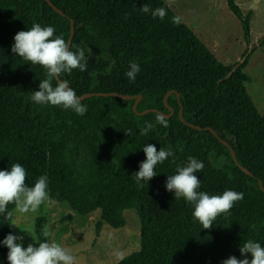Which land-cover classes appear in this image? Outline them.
I'll list each match as a JSON object with an SVG mask.
<instances>
[{"label":"trees","instance_id":"obj_1","mask_svg":"<svg viewBox=\"0 0 264 264\" xmlns=\"http://www.w3.org/2000/svg\"><path fill=\"white\" fill-rule=\"evenodd\" d=\"M0 0V170L21 164L26 183L33 186L41 175L48 178L50 199L81 216L99 213L98 235L103 224L126 225L124 211L134 209L140 222V247L115 264H221L241 256L239 247L248 239L264 246V112L256 108L245 83L248 55L235 65L221 63L184 23H173L175 12L164 0ZM240 21L243 38L250 42V13L244 14L235 0H226ZM165 8L160 19L140 11ZM71 20V48L91 49L86 71L62 74L77 95L118 92L134 96H90L82 99L87 112L39 105L31 100L46 70L12 53L17 32L33 23L54 26L67 41ZM260 46L264 45V36ZM137 62L135 81L125 75ZM55 84V81H53ZM173 114L165 128L156 122V109ZM178 95V98H177ZM189 127L179 119V110ZM155 127L140 135L144 122ZM210 126L233 148L205 127ZM131 129L132 134L125 132ZM171 147L173 157L157 164V175L137 182L135 173L146 157L143 146ZM189 157L203 162L196 175L199 191L210 195L233 190L244 194L230 215L217 217L211 229H203L192 216L193 205L167 191V177L185 166ZM240 166L247 168L246 174ZM15 206L8 205L12 211ZM11 220L0 214V241L10 233ZM41 218L36 220L38 246L48 242ZM30 243L24 244L27 246ZM8 249L0 246V264H9ZM251 259V254H245Z\"/></svg>","mask_w":264,"mask_h":264},{"label":"clouds","instance_id":"obj_2","mask_svg":"<svg viewBox=\"0 0 264 264\" xmlns=\"http://www.w3.org/2000/svg\"><path fill=\"white\" fill-rule=\"evenodd\" d=\"M140 11L145 14L151 13L153 17L163 19L166 15L165 8L151 9L147 4L141 6ZM182 17H173V23L179 25ZM11 51L17 56L33 65H39L46 70V78L40 80L38 91H34L31 100L39 105H51L71 109L77 115L83 116L87 112V106L82 103V98L77 95L70 86L67 79H61L62 74H71L74 69L81 72L86 71L91 49L76 46L72 50L69 43L61 35H56L54 26H41L33 23L31 28L19 31L14 36ZM140 72L137 62L129 63V71L125 75L130 81H135ZM55 81V84L53 83ZM156 122L167 128L168 121L162 116L156 117ZM155 125L145 121L144 127L140 129V135L146 136ZM126 136L132 134V130L125 132ZM146 159L140 163L139 171L135 173L137 182L149 181L157 175L155 171L157 164H162L174 153L171 147L157 148L152 144L143 146ZM204 168L203 162L194 157H189L185 166L177 165L176 174L170 175L166 180V190L173 192L176 199L183 198L193 205L192 216L198 221L203 229H211L217 217L230 215L231 209L237 201L243 199L244 194L233 190H226L222 194L210 195L199 191L200 180L197 172ZM27 171L19 163L11 165L10 170H0V214L5 219H13L14 212L8 210V205L15 206L14 211L20 214L35 213L40 206L50 200L48 178L41 175L33 186L26 183ZM16 226L14 223L11 224ZM30 231V229L22 230ZM45 237L49 235V229L45 226L43 230ZM22 236L9 233L0 241L7 247V260L9 264H76V257L69 248L56 242H40L24 246L21 242ZM242 259L235 256L223 260L221 264H264V246L259 242L248 239L239 247ZM245 254H251L248 259ZM120 260L124 259L121 251L115 253Z\"/></svg>","mask_w":264,"mask_h":264},{"label":"rangeland","instance_id":"obj_3","mask_svg":"<svg viewBox=\"0 0 264 264\" xmlns=\"http://www.w3.org/2000/svg\"><path fill=\"white\" fill-rule=\"evenodd\" d=\"M164 1L221 63L235 65L241 62L246 51L248 60L243 70L250 80L245 86L256 108L263 113L264 45L259 43L264 36V0H235L244 14L250 13L248 45L240 21L230 11L226 0ZM14 209L11 224L16 226L10 225L11 234L22 236L23 244L36 242V220L41 218L44 228L49 229L48 242L69 248L76 257V264H115L120 260L115 255L117 251L126 256L140 247V222L134 209L124 211L126 225L123 228L103 224L98 235L95 230L98 212L81 216L51 199L35 213L20 214ZM26 229L30 231H22ZM0 246L4 245L0 243Z\"/></svg>","mask_w":264,"mask_h":264},{"label":"water","instance_id":"obj_4","mask_svg":"<svg viewBox=\"0 0 264 264\" xmlns=\"http://www.w3.org/2000/svg\"><path fill=\"white\" fill-rule=\"evenodd\" d=\"M46 1H47V2L49 3V5H50L51 7H53L58 13L64 15V13H63L62 11H60L58 8H56L50 0H46ZM73 35H74V22H73V20H71L70 35H69L68 40H67V42L69 43V45L71 44V40H72ZM171 92H172V91H168V92L165 94V96H164V104H165V107H166L167 109H169V113H167V114H164V113H162L161 111L156 110V109H145V110H143V111H141V112H138V111L136 110V106H137V104H138V102H139L141 96H137V98L135 99V101H134V103H133V107H132V108H133V110H134L135 112H137L138 114H145V113H148V112H150V111H154V112H157V113H159L160 115L164 116L165 118H170L171 115L173 114V108L170 107V106L168 105V103H167V98H168V96H169V94H170ZM99 95H103V96L112 95V96H117V97H120V98H123V99H132V98L134 97V96L123 95V94H120V93H118V92H109V93H104V92H90V93H84V94L79 95V96L83 99V98H86V97H90V96H99ZM177 98H178V95H177ZM178 115H179V119H180L183 123L187 124L189 127H192V128L198 129V130L201 129L200 126H198V125H194V124H192V123H188V122H186V121L184 120V118H183V116H182V109L179 110ZM205 129L208 130V131H210L215 137H217V138L220 140L221 143H223L224 145H226V146L229 148V150H230V154H231L233 160H234L236 163H238L237 160H236V157H235L234 150H233V148L230 146V144H229L226 140L220 138L219 135L216 133V131L212 129V127L207 126V127H205ZM240 168H241V170H242L243 172H245L246 174L251 175V172H250L247 168L242 167V166H240ZM258 184H259L260 189L264 192V187L262 186V182H261V181H258Z\"/></svg>","mask_w":264,"mask_h":264}]
</instances>
